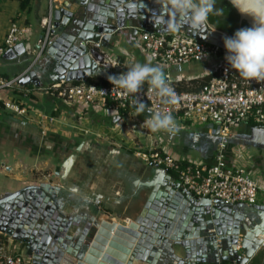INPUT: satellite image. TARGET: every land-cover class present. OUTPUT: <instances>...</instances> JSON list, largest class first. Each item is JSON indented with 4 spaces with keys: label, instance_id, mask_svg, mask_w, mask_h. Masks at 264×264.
I'll use <instances>...</instances> for the list:
<instances>
[{
    "label": "water",
    "instance_id": "1",
    "mask_svg": "<svg viewBox=\"0 0 264 264\" xmlns=\"http://www.w3.org/2000/svg\"><path fill=\"white\" fill-rule=\"evenodd\" d=\"M129 2L64 0L56 7L53 31L44 49L45 82H80L89 77L110 81L109 76L123 73L122 67L101 66L102 55L94 44L106 49L113 34L132 22L142 29L165 33L151 20L153 13L160 12L157 0H140L144 6L139 13L128 8ZM235 11L239 22L252 26L250 16ZM182 31L197 41L224 47L226 35L208 23L198 32L186 25ZM27 84L39 87L33 70L19 80V85ZM242 127L253 139L263 136L262 128ZM155 174L147 184L151 189L139 214L125 225L118 224L107 243L112 221L106 229L92 217L83 219L85 214L63 213L55 201L58 188L48 182L0 196V233L24 243L26 254L35 259L33 264H83L85 253L90 264H247L264 247V205H228L197 198L164 170ZM76 228L79 237L75 240ZM237 243L240 252L235 249Z\"/></svg>",
    "mask_w": 264,
    "mask_h": 264
},
{
    "label": "crops",
    "instance_id": "2",
    "mask_svg": "<svg viewBox=\"0 0 264 264\" xmlns=\"http://www.w3.org/2000/svg\"><path fill=\"white\" fill-rule=\"evenodd\" d=\"M63 1L55 0L53 10L60 7ZM30 4L28 9L22 11L18 0H0V19H2L0 45L3 44L9 25L15 21L13 17L18 10L23 12L18 16L19 22L22 26L30 27L31 30L28 41L5 48L0 54V75L4 77L10 78L20 74L38 51V41L43 32L40 22L47 13L48 0H32ZM141 30L140 25L135 22L129 26L124 25L113 34L110 43L106 49H103L113 54L123 73L129 66L139 62L158 66L164 74L165 81L175 83L201 79L209 75L211 66L197 73L184 74L179 72L181 68L171 66L165 69L150 61L136 47ZM46 59L47 56L43 52L31 69L38 76L39 87L34 84L25 85L27 88H34L28 97V103L32 110L31 114L41 112L50 114L58 120L52 124L42 121L47 125L48 130L41 137L40 128L33 119L16 115L0 107V196L17 192L36 182H48L58 188L55 201L63 213H66L64 206H68L72 210L70 214H85L86 217L83 219L92 217L99 222V225L101 224L100 228L106 229L111 227L109 222L112 221L110 234L114 235L118 224L125 225L139 214L151 189L147 184L157 176L155 173L161 172L160 168L135 158L133 153L136 150L150 148L156 138L161 136L164 138L162 142L164 149L180 159L191 160L196 164L212 162L218 140L215 124H197L198 129L193 128L195 125L193 123H186L183 126L176 124L174 132L164 130L152 132L139 126L140 121L148 117L147 111L137 115L134 114V110L128 114L127 112L115 114L105 110L85 111L75 106L68 107L54 95L42 90L51 83V81L45 82L44 79ZM66 126L76 132L71 133L65 129ZM237 129L242 132L236 133ZM237 129L234 130L233 138L225 149L227 161L231 162L239 147H244L246 152L250 151L249 158L253 160L252 165L258 169L257 175L264 178V156L261 155L264 133L261 132L262 137L253 139L243 127ZM101 134L107 137L113 134L115 147L93 149L94 145L88 144L86 149H82L79 146L78 139L81 137L92 136L99 139L102 137ZM125 139L132 144L128 149L124 148L126 152L121 148ZM253 147H256L260 153L251 151ZM50 161L57 162L58 167L48 171L46 174H50L49 176L44 175L32 181L33 171L49 169ZM235 164H240V160H235ZM56 166L53 164L52 167ZM168 175L179 184L175 174L169 172ZM263 182L261 185H264ZM256 204L264 205V190L258 192ZM83 219L80 227L84 224ZM78 233H73L72 237L75 240ZM96 241L97 239L95 243ZM107 241L109 238L106 239ZM70 257L72 260L76 259L72 254ZM87 257L85 253L83 264H90L87 262ZM70 262L73 263L63 261L64 264Z\"/></svg>",
    "mask_w": 264,
    "mask_h": 264
},
{
    "label": "built area",
    "instance_id": "3",
    "mask_svg": "<svg viewBox=\"0 0 264 264\" xmlns=\"http://www.w3.org/2000/svg\"><path fill=\"white\" fill-rule=\"evenodd\" d=\"M54 1L48 0L47 13L40 22L43 32L38 41V51L34 53L28 65L14 77L0 75V107L16 115L33 119L42 134L48 130L42 121L52 124L58 119L41 112L31 114L28 97L34 88L19 85V80L33 68L38 57L44 52L54 27L52 15ZM30 36V27L12 22L3 44L0 45V54L5 48L28 41ZM94 46L102 55L99 63L101 66L108 68L118 66V60L112 53L101 49L99 43ZM136 47L150 61L165 69L205 61L211 66L207 75L210 77L196 91L180 90L175 82L165 81L172 89L171 100L167 103L155 94L149 84L141 87L137 93L128 94L127 97L123 90L112 85L110 81L101 85L86 84L83 81L77 84L56 81L49 83L42 90L54 95L68 107L75 106L85 111L105 110L108 113L128 114L133 110V100L137 98L153 112H170L176 124L180 126L186 123L215 124L218 140L213 160L209 164H196L191 160L180 159L164 149L162 144L164 140L162 141L160 137L156 138L150 148L136 150L133 156L168 174L169 172L175 174L180 186L194 197L218 200L228 205L256 204L257 194L264 190V185L257 183L246 168L235 164V160L242 157L241 151L237 150L231 162H228L225 149L233 138L234 130L242 125L264 129V79L242 78L226 61L224 47L197 41L182 30L170 35L142 29ZM149 115L148 113V117ZM147 118L139 123L144 130H150L143 123ZM0 236L5 238L0 240V264H33L35 259L26 254L24 243L1 233ZM262 238L264 240V236ZM235 249L240 252L239 243Z\"/></svg>",
    "mask_w": 264,
    "mask_h": 264
},
{
    "label": "clouds",
    "instance_id": "4",
    "mask_svg": "<svg viewBox=\"0 0 264 264\" xmlns=\"http://www.w3.org/2000/svg\"><path fill=\"white\" fill-rule=\"evenodd\" d=\"M161 5L159 14L153 13L154 27L167 34H177L185 25L198 32L209 16H219L223 9L214 7L217 0H157ZM241 14L252 18V26L236 30L232 36L223 38L225 59L239 76L245 79H264V0H230ZM144 5L140 0H130L128 8L138 12ZM166 17V18H165ZM112 85L123 90L125 97L139 91L148 83L155 94L164 102H170L172 89L166 84L162 70L151 63H135L117 76H109ZM134 114L147 111L150 115L143 123L152 131L174 132L176 122L170 112H153L145 103L135 98L132 102Z\"/></svg>",
    "mask_w": 264,
    "mask_h": 264
},
{
    "label": "rangeland",
    "instance_id": "5",
    "mask_svg": "<svg viewBox=\"0 0 264 264\" xmlns=\"http://www.w3.org/2000/svg\"><path fill=\"white\" fill-rule=\"evenodd\" d=\"M1 1H3V0H1ZM22 13L23 12L18 10V13H16L14 15V17H13L15 19L14 22L17 23L18 25H22V23H20L19 19H18V16L22 15ZM0 22H2V19H0ZM208 66H210V64L205 62V61L190 62V63L183 64V65H175L176 68H181V70L179 72L184 73V74H188L190 72L197 73V72L202 71L203 69L206 70L208 68ZM193 128L194 129H198L199 126H197V124H195V125H193ZM65 129L69 130L71 133H75L76 132L74 130H71L72 128H70L68 126H66ZM40 136L42 137L44 135L41 133ZM58 137H60V136H58ZM112 137H113V134L110 135V137H107L106 135H102V137H99V139H96V137H92V136H84V137H81L80 139H78L79 140L78 142L80 144L79 146L82 149H86L88 147V144H92V146L94 145L93 149L103 148V147L108 148V149H112L113 147H115V144L113 143L114 142L113 139H115V137L114 138H112ZM158 137H160L162 139V141H163V139H164L163 137H161V136H158ZM122 141L124 142V140H122ZM131 145L132 144L128 141V139H125V142L123 143L121 148L122 149H124V148L128 149L129 147H132ZM126 149H124L123 151L126 152ZM239 151H241V154H242V157L239 159L240 160V164L239 165L244 167V168H246L250 172V175L255 179V181L261 185V183L264 181V178H262L259 175H257L258 169L255 168L252 165L253 164V160L251 158H249V152L250 151L246 152L245 148L241 147V146L239 147ZM251 151H253L254 153H257V154L260 153L256 147L251 148ZM261 155L264 156V147L262 148ZM56 163L57 162L52 163L50 161L49 162V166H48L49 169H46V170L43 169V171H37V172L33 171V173L31 174L32 175L31 176L32 181H36L37 179L42 178L44 175L49 176L50 174H46V173L48 171H50V170H53L54 168H57L58 166H56ZM53 164H55L56 167H52ZM50 168H52V169H50ZM52 174L53 173H51V175ZM38 183H40V182H38ZM38 183L36 182L34 184H38ZM258 196L261 197L260 195H258ZM64 211L66 213H71L72 210L68 206H64ZM127 212H128V210H127ZM130 212H131V210L129 211V213ZM102 213H103V211H102ZM77 231L79 232V229L76 228L74 230V232H77ZM89 237H91V236H89ZM175 249L178 250V247L175 246Z\"/></svg>",
    "mask_w": 264,
    "mask_h": 264
},
{
    "label": "trees",
    "instance_id": "6",
    "mask_svg": "<svg viewBox=\"0 0 264 264\" xmlns=\"http://www.w3.org/2000/svg\"><path fill=\"white\" fill-rule=\"evenodd\" d=\"M20 10H26L30 7L32 0H18ZM216 8L223 9V12L219 16H209L208 24L213 26L216 30L223 32L226 36H232L234 32L240 28L251 27L246 22H239V17L235 9L226 0H217L215 4ZM210 76L203 77L201 79H194L188 82H178L177 88L180 90L196 91L199 90ZM86 84L101 85L105 84V81H99L98 77H89L83 80ZM77 84L79 82H71ZM148 83H144L141 87L146 86ZM4 236H0V240H4ZM227 264L226 262H221ZM248 264H264V247L248 262Z\"/></svg>",
    "mask_w": 264,
    "mask_h": 264
},
{
    "label": "bare ground",
    "instance_id": "7",
    "mask_svg": "<svg viewBox=\"0 0 264 264\" xmlns=\"http://www.w3.org/2000/svg\"><path fill=\"white\" fill-rule=\"evenodd\" d=\"M109 231L111 232V230H109ZM114 234H115V233H114ZM112 235H113V233H112ZM112 235L110 234V236L108 237L109 240L111 239ZM107 242H109V241H107ZM107 242H106V243H107ZM98 260H100V258H99ZM134 264H140V263L136 262V263H134Z\"/></svg>",
    "mask_w": 264,
    "mask_h": 264
}]
</instances>
